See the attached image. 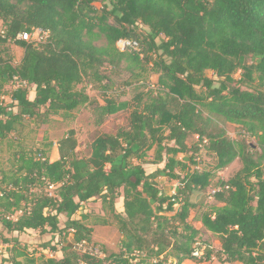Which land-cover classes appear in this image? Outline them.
Segmentation results:
<instances>
[{
	"label": "trees",
	"instance_id": "trees-1",
	"mask_svg": "<svg viewBox=\"0 0 264 264\" xmlns=\"http://www.w3.org/2000/svg\"><path fill=\"white\" fill-rule=\"evenodd\" d=\"M0 21V142L26 119L42 126L52 116L68 118L88 107L99 127L129 110L127 125L96 136L86 158L76 156L70 129L57 142V160L21 152L1 172L3 262L203 263L213 248L198 242L200 231L187 218L203 207V201H192L194 192L212 189L219 207H209L197 221L218 238L223 261L264 264V0H0ZM34 30L46 38L18 39ZM120 39L136 41L139 50L118 49ZM12 44L23 50L17 64L9 54ZM119 68L134 80L155 74L156 90L137 93L132 105L118 100L113 78ZM7 86L10 105L1 100ZM86 88L98 90L100 100ZM219 122L239 126L237 138ZM193 136L194 150L214 158L210 168L199 169L193 155L177 159L192 152L187 140ZM236 159L241 167L214 181ZM147 163L161 167L147 174ZM160 177L177 179L172 195L159 187ZM117 199L122 213L112 206ZM89 201H99L103 211L111 207L108 218L96 217L95 224L114 223L121 236L118 252L103 259L73 247L81 240L92 243L93 227L83 223L88 216L73 219ZM28 230L51 235L41 246L61 256L35 257L18 239ZM65 230L72 231V243L62 239L58 249L52 241L64 238ZM202 246V257L194 258Z\"/></svg>",
	"mask_w": 264,
	"mask_h": 264
},
{
	"label": "rangeland",
	"instance_id": "rangeland-1",
	"mask_svg": "<svg viewBox=\"0 0 264 264\" xmlns=\"http://www.w3.org/2000/svg\"><path fill=\"white\" fill-rule=\"evenodd\" d=\"M95 6L100 7L99 3H96ZM2 29V22L0 21V31ZM142 32H145V28H141ZM33 39L39 40V42L43 41L46 38L45 33H36L32 35ZM23 50L15 45L9 46V54L13 57L14 63L17 64L22 57ZM207 77H211V72H206ZM236 79L239 78V73L234 75ZM157 76L155 74H147L142 75L139 79L134 80L130 77V74L124 71V69L119 68L117 70L116 77L113 78L114 83V95L120 101H126L130 105L134 102L133 98L139 92H147L148 90L155 91L157 88L156 85ZM85 83L78 86L80 89L84 87ZM11 87L4 88V94L1 97V100L5 105H10V100L8 97V93ZM86 92L92 99L100 100L101 96L98 90L96 89H87ZM33 97V91L29 89L28 98ZM101 102V101H100ZM128 114L129 110H123L114 114L107 118V120L99 127H96L93 124L91 118V112L88 107H80L71 113V116L68 118H64L63 116L57 115L52 116L47 124L42 126H37L35 122L32 120H24L21 125L18 127V131L15 134L9 135L6 139L0 142V174L2 171H9L12 168V164L16 161L17 157L21 154V152L29 153V152H44L50 162L57 160V142L66 134V132L70 129H74L76 133L77 139V148H76V156L78 158H86L90 153V144L93 139L100 134H114L117 129L120 127H124L128 123ZM220 126L223 127L228 136L232 139H236L237 135L240 133V127L237 125H232L228 123L219 122ZM197 137L193 136L187 140L188 146L192 147V152L189 154H179L177 155L178 160L188 161L190 155H193L195 159L199 162V169L210 168L214 164V158L208 156L206 152L201 149L200 151H195L193 147L196 146ZM151 162L153 159V151L149 152V158ZM157 167L152 163H147L143 165L146 173L150 171H154ZM241 164L238 159H236L233 163L228 165L226 168L217 172L216 178L219 180H227L230 178L239 168ZM157 183L159 187H165L164 192L166 194H170L173 189L171 185H177V179H169L168 177H160L157 178ZM161 185V186H160ZM168 185V186H166ZM50 194H54V188L50 187L48 189ZM212 189L207 190V194L205 195V199L203 200V207L192 209L187 218V221L190 222L196 229L200 231V235L198 237V242L201 245H210L213 250L210 255L211 258L209 260L204 261L203 263H195L191 261L190 263L185 264H227L223 261V257L220 254V243L216 236L212 235L208 231H206L200 222L197 221L199 215L207 210L209 207H219V204H216L213 201V198H210V193ZM173 192V191H172ZM117 213H122V199H117L115 203L112 205ZM111 208V207H110ZM109 206L106 211L101 209V203L99 201H89L82 204L80 211L73 217V219H80L81 215H87V219L83 221L84 225L87 227H93L92 233L90 234L91 242L90 246L94 249H97L101 254L96 258L103 259L106 255L117 253L119 250V241L121 240V236L117 231L114 223H111L107 226L96 225L95 218L96 217H106L108 218ZM177 209V208H176ZM15 217V216H14ZM59 226L63 227L65 224L64 218H59ZM110 219V217H109ZM0 231H2V227L0 225ZM66 235L64 238H59L55 236L52 244L56 245L58 249H60L62 244V239L67 241V239L72 241L73 234L72 231H66ZM51 235L40 236L37 232L32 230L26 231L23 234L18 236L20 243L23 246H26L30 252H33L35 257H38L40 254H44L46 256L56 255L60 257L61 254L59 250L56 254H53L49 249L43 250L42 244L50 241ZM5 245L2 244L0 238V264H6L3 262V259L6 258L7 251L5 250ZM51 247V246H50ZM204 248H200L202 253L205 251ZM77 251V250H76ZM79 253H82L81 251ZM84 254V253H82ZM94 257V256H92ZM213 258V259H212ZM138 261V259L136 260ZM167 264H171L168 262ZM238 264V263H236Z\"/></svg>",
	"mask_w": 264,
	"mask_h": 264
},
{
	"label": "built area",
	"instance_id": "built-area-1",
	"mask_svg": "<svg viewBox=\"0 0 264 264\" xmlns=\"http://www.w3.org/2000/svg\"><path fill=\"white\" fill-rule=\"evenodd\" d=\"M36 33H41V31L40 30H34L32 33H27V32L21 33L18 35V39L25 41V42L34 41L35 43H39V40L37 41V39L32 38V35H35ZM116 47L120 50H126V49L129 51H138L139 50V46H138V43L136 41H131V40H127V39L118 40L116 42ZM214 192H215L214 190L211 191L210 198H212L211 195H213ZM73 247L78 252L81 251L82 253L89 255V256H94L95 258L101 254V252L99 253L97 249H94L93 247H91L90 243H88L85 240H81L77 243H74ZM201 251L202 250L200 248L194 249V251L192 252V256L196 259H200L203 255V253ZM210 258H211V256H210Z\"/></svg>",
	"mask_w": 264,
	"mask_h": 264
},
{
	"label": "crops",
	"instance_id": "crops-1",
	"mask_svg": "<svg viewBox=\"0 0 264 264\" xmlns=\"http://www.w3.org/2000/svg\"><path fill=\"white\" fill-rule=\"evenodd\" d=\"M19 61H20V60H19ZM32 91H33V90H32ZM33 97H34V92H33ZM33 97H32V98H29V99H33ZM154 165H155V164H154ZM156 166H157V165H156ZM155 170H156V169H155ZM155 170H154V171H155ZM154 171H150V172H148L147 174H150V173H152V172H154ZM160 186H161V185H160ZM166 186H168V185H166ZM171 186H173V189L175 190V185H171ZM161 188H162V190L164 191L165 187L161 186ZM174 190H172L173 192L171 191L170 194H173V193H174ZM168 195H169V194H168ZM205 195H206V194L201 193V192H194V194H193V196H192V201L195 202V203H199V202H201V201H203V200L205 199ZM60 218H63V217L60 216ZM28 231H30V230H28ZM66 243L71 244L72 241L70 242V240L67 239ZM52 245H54V244H52ZM59 253H60V251H59ZM57 254H58V252H57ZM60 254H61V253H60ZM190 262H191L190 260H185V261L182 262V264L190 263Z\"/></svg>",
	"mask_w": 264,
	"mask_h": 264
}]
</instances>
